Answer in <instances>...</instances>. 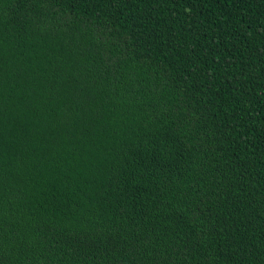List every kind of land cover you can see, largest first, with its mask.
<instances>
[{
	"label": "trees",
	"instance_id": "obj_1",
	"mask_svg": "<svg viewBox=\"0 0 264 264\" xmlns=\"http://www.w3.org/2000/svg\"><path fill=\"white\" fill-rule=\"evenodd\" d=\"M0 264H264V0H0Z\"/></svg>",
	"mask_w": 264,
	"mask_h": 264
}]
</instances>
